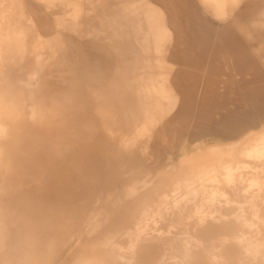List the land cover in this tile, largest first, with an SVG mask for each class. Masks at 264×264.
I'll use <instances>...</instances> for the list:
<instances>
[{
  "label": "bare ground",
  "instance_id": "bare-ground-1",
  "mask_svg": "<svg viewBox=\"0 0 264 264\" xmlns=\"http://www.w3.org/2000/svg\"><path fill=\"white\" fill-rule=\"evenodd\" d=\"M34 1L32 5L47 8L52 0ZM249 1L197 0L227 29L244 28L243 9ZM23 2L0 0V264H56L94 220L115 174L128 179L124 197L118 196L121 207L130 201L128 218L112 219L76 264H264V120L262 126L253 119L247 125L234 115L223 134L207 132L215 137L213 145L194 144V154L188 149L167 153L178 139L161 123L158 142L138 153L137 161L123 160L118 151L126 147L121 146L104 166L81 140L67 139L57 127L61 97L52 98L50 105L36 97L63 85L57 80L48 84V78L67 76V44L61 32L37 35L30 42L29 32L36 28L26 26ZM134 9L150 32L152 50L164 55L174 38L165 11L152 0H135ZM72 15L78 26V11ZM73 70L80 71L77 66ZM6 73L17 76L8 81ZM255 95L263 104L264 93ZM178 96L175 105L182 104ZM19 109L35 129L26 134L37 141L20 140L7 148L2 142L12 135ZM49 135L58 143L57 151L39 155V138ZM160 150L163 169L152 175L158 163L149 161Z\"/></svg>",
  "mask_w": 264,
  "mask_h": 264
},
{
  "label": "rangeland",
  "instance_id": "rangeland-1",
  "mask_svg": "<svg viewBox=\"0 0 264 264\" xmlns=\"http://www.w3.org/2000/svg\"><path fill=\"white\" fill-rule=\"evenodd\" d=\"M152 1L165 11L174 32L164 55L152 50L150 32L134 9L135 0H52L47 8L32 5L34 0H20L25 6L26 26L36 28L29 32L30 42H35L37 35L61 32L67 44L65 58L72 63L64 60L66 78H48V84L57 80L63 85L36 93L37 99L45 98L50 105L52 98L61 97L57 127H62L67 139L78 144L81 140V145L89 147L103 165L121 146L126 147L118 151L123 160L131 157L137 161L138 153L147 152L153 142H158L156 132L161 123L172 131V138L178 139L167 153L188 149L192 154L194 144L213 145L215 137L207 132L223 134L226 122L232 123L230 119L237 115L247 125L252 119L263 124L264 103L255 93H264V55L260 54L264 53V0L247 2L243 29H227V23L216 21L197 0ZM76 10L78 26L72 15ZM30 17L33 24L28 21ZM228 36L236 40L228 43ZM243 60H247L245 67ZM76 66L80 71L73 70ZM5 75L8 81L17 76ZM178 95L183 98L182 104L175 105ZM130 122L135 125L133 129L127 128ZM64 125L69 126L67 130ZM33 129L25 112L19 109L12 135L2 143L12 149L20 140L33 144L37 137L26 134ZM39 139L43 148L39 155H54L58 143L50 135ZM163 154L160 150L151 155L149 162L158 163L152 175L163 169ZM114 179L94 220L68 244L56 264H76L85 246L112 219L127 220L130 201L125 199L126 207H121L118 196L124 197L128 179L118 174Z\"/></svg>",
  "mask_w": 264,
  "mask_h": 264
}]
</instances>
